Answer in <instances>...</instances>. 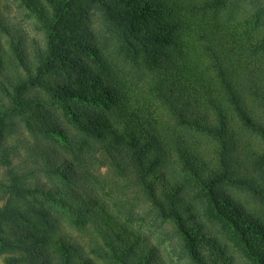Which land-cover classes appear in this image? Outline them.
Instances as JSON below:
<instances>
[{
  "label": "trees",
  "instance_id": "trees-1",
  "mask_svg": "<svg viewBox=\"0 0 264 264\" xmlns=\"http://www.w3.org/2000/svg\"><path fill=\"white\" fill-rule=\"evenodd\" d=\"M14 1L3 264H264V0Z\"/></svg>",
  "mask_w": 264,
  "mask_h": 264
},
{
  "label": "rangeland",
  "instance_id": "rangeland-1",
  "mask_svg": "<svg viewBox=\"0 0 264 264\" xmlns=\"http://www.w3.org/2000/svg\"><path fill=\"white\" fill-rule=\"evenodd\" d=\"M1 5L3 8H5L6 13L10 19H12L14 22L19 23L25 32L29 36H33L37 38L36 33L34 32L31 23L25 19L23 16L22 12L18 10L16 7L15 1L14 0H0ZM103 172V171H102ZM101 172V173H102ZM2 205V202L0 201V206ZM152 222L147 223V222H140L136 225H134V228L140 232L141 235L148 236L152 239V241L155 243L156 239V234L157 231L154 230L153 228H150V225ZM155 239V240H154ZM160 251L162 255L164 256V263L165 264H184L182 261H177L176 258L173 256V254L170 252V249L167 244H162L159 246ZM4 262V256L0 255V264H3Z\"/></svg>",
  "mask_w": 264,
  "mask_h": 264
}]
</instances>
